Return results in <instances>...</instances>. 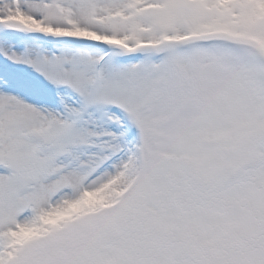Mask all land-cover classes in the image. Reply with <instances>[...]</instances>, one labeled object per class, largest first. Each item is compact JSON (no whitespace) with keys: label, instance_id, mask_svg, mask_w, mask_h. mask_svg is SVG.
<instances>
[{"label":"snow or ice","instance_id":"6c2138e0","mask_svg":"<svg viewBox=\"0 0 264 264\" xmlns=\"http://www.w3.org/2000/svg\"><path fill=\"white\" fill-rule=\"evenodd\" d=\"M0 264H264V0H0Z\"/></svg>","mask_w":264,"mask_h":264}]
</instances>
